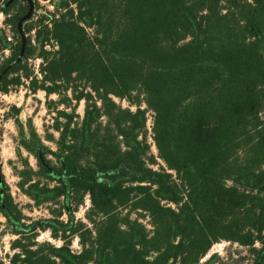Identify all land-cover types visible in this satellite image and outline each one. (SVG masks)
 I'll return each mask as SVG.
<instances>
[{
    "label": "trees",
    "instance_id": "obj_1",
    "mask_svg": "<svg viewBox=\"0 0 264 264\" xmlns=\"http://www.w3.org/2000/svg\"><path fill=\"white\" fill-rule=\"evenodd\" d=\"M20 1L0 4L18 35L30 8ZM46 19L39 48L0 40L11 51L0 75L13 65L0 92L32 79L60 97L58 138L47 137L56 149L30 124L22 146L38 171L25 162L19 173L28 196L60 205L54 218L24 222L0 162V212L18 236L9 264H217L201 261L222 241L264 264V0H62ZM36 52L42 80L24 64ZM40 230L64 244H39Z\"/></svg>",
    "mask_w": 264,
    "mask_h": 264
},
{
    "label": "rangeland",
    "instance_id": "obj_2",
    "mask_svg": "<svg viewBox=\"0 0 264 264\" xmlns=\"http://www.w3.org/2000/svg\"><path fill=\"white\" fill-rule=\"evenodd\" d=\"M5 1L8 0H1L0 4ZM32 1L34 2V10L25 26H33V29L31 32L24 35L27 40H30L31 48H39V31L44 30L47 25H50L48 24L49 22H46V20L48 21V19H46L47 13H55L57 5L62 0ZM29 5L28 1H20L18 3L19 7L24 6L26 8ZM1 39L4 42L16 46L22 39V36L21 34L18 35L9 23H7V16L0 8V40ZM56 43L57 42L53 39L45 42V50L54 53L57 51ZM10 56L11 51L5 49L0 41V66H2ZM24 64H26L28 69L33 73V77L37 76L38 80L43 79L42 69L44 67V61L39 57L38 52L26 59ZM31 80L32 79H24L22 82L23 84L20 87H10L8 93L0 92V162L2 172L11 195L18 208L22 211L25 217L24 222L27 225L38 224L39 222L54 218L55 215L53 214V211L60 206L52 202L37 203V201L28 196L19 185L21 181L19 173L26 169L25 162L30 164L33 171H38L36 158L22 146L24 139L30 138L29 125L31 124L35 128V131L41 138L42 142L49 148L55 150L56 146L49 141L47 137L49 135H54L58 138V133L51 127L57 116L54 102H58L60 97L57 94L48 96L43 90L34 92L31 86ZM68 96L69 98H72V93L69 92ZM116 100L124 108L130 107L128 102L120 99ZM74 105H76L75 101ZM132 108L133 110H136L135 107ZM143 108H146V105H143ZM59 109H65V106H60ZM17 110H19V112H17ZM76 110V113L83 117L85 113V102L78 104ZM68 111L72 112L71 109ZM147 116L148 127L150 130L149 142L153 154L158 156V150L152 138L154 113L149 111ZM157 161L160 165L164 166L159 158H157ZM36 179L37 178H34V180ZM42 183L45 184L46 181L43 180ZM90 206V200L87 198L85 204L76 213L78 220L87 222L85 215ZM136 217L137 215L133 214V218ZM62 219H67V216H64ZM141 221L146 225L149 231H152L153 227L150 224V218L148 216H143ZM0 225V256L9 264V258L7 257L14 254L12 245L14 241L18 239V236L15 235L8 226L7 220L1 215V212ZM34 241L39 244L50 243L56 246H62L64 244L63 241L55 239L50 230H40ZM260 246L261 245L258 244L257 248ZM71 247L75 252L81 250L78 237H74L71 240ZM213 255H217L220 258V261L217 264H251L252 261V256H250L248 248L226 241L215 244L201 263L207 262Z\"/></svg>",
    "mask_w": 264,
    "mask_h": 264
},
{
    "label": "water",
    "instance_id": "obj_3",
    "mask_svg": "<svg viewBox=\"0 0 264 264\" xmlns=\"http://www.w3.org/2000/svg\"><path fill=\"white\" fill-rule=\"evenodd\" d=\"M29 1V4H30V8H29V11L28 13L21 19V21L19 22V30L22 34V37H23V47H22V54L24 53L25 51V48H26V43H27V39L25 38V35L23 33V24L28 21L32 15V12L34 10V2L32 0H28ZM21 60V58H19L14 64L18 63L19 61ZM13 65L7 67L3 73L0 75V82H1V79L3 77V75H5L8 70L12 67Z\"/></svg>",
    "mask_w": 264,
    "mask_h": 264
},
{
    "label": "built area",
    "instance_id": "obj_4",
    "mask_svg": "<svg viewBox=\"0 0 264 264\" xmlns=\"http://www.w3.org/2000/svg\"><path fill=\"white\" fill-rule=\"evenodd\" d=\"M56 45H57L56 49L58 50L59 49L58 43H56Z\"/></svg>",
    "mask_w": 264,
    "mask_h": 264
}]
</instances>
